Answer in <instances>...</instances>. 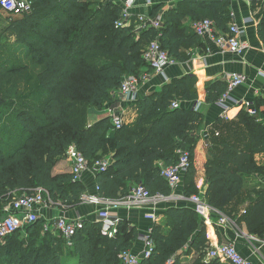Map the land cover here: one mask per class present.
Listing matches in <instances>:
<instances>
[{"label": "trees", "instance_id": "obj_1", "mask_svg": "<svg viewBox=\"0 0 264 264\" xmlns=\"http://www.w3.org/2000/svg\"><path fill=\"white\" fill-rule=\"evenodd\" d=\"M31 1L32 11L9 15L0 32V212L38 188L53 203L80 205L84 184L71 173L55 174L72 146L90 165L110 156L108 171L97 175V192L104 199L123 200L139 185L151 196L169 197L172 190L161 170L176 165L180 151L189 153L191 161L184 175V195H198L196 144L191 134L201 116L194 108L181 106L199 100L195 78L174 80L140 100L135 122L120 130L113 127L111 118L90 125L89 112L102 111L112 103L126 76H140L147 67L143 51L151 42L158 40L175 61H186L184 50L202 40L192 25L183 24L187 16L194 23L210 19L219 31L227 32L232 22L230 0H179L164 12L161 29L139 34L135 19L130 26H116L123 11L114 0ZM163 8H155L152 16ZM257 30L264 43V15ZM11 51L29 58L31 64H19ZM21 72L32 74L35 86L20 96L16 107L3 94L5 85ZM205 92L206 102L216 103L227 94L228 85L213 82ZM174 102L180 106L172 108ZM254 109V116L244 109L237 116L247 131L246 147L223 140L210 151L205 164V201L223 213L242 194L248 176H264V165L256 161V155L264 153V120H259L264 117V99L257 100ZM252 193L256 199L246 210L244 223L249 233L264 236V188ZM163 215L151 229L154 253L141 264H183L186 250L197 254L193 264H221L204 260L208 238L196 210L171 206ZM43 230L44 225L37 222L7 238L23 234L28 244L20 245L19 257L0 258V264H63L67 254L77 264H122L120 254L132 250L140 238L137 228L125 223L118 236L110 239L102 235L100 223L84 221L70 248L60 236L52 235L37 244L36 234ZM6 251L0 244V254Z\"/></svg>", "mask_w": 264, "mask_h": 264}, {"label": "crops", "instance_id": "obj_2", "mask_svg": "<svg viewBox=\"0 0 264 264\" xmlns=\"http://www.w3.org/2000/svg\"><path fill=\"white\" fill-rule=\"evenodd\" d=\"M178 1L139 0L133 11L136 20V32L138 34L141 32L137 16L144 15L152 18V11L163 6L164 8L160 13L155 16H161L163 27L164 12L172 9ZM230 4L232 15L230 24L236 23L245 28V34L241 36L240 40L247 45V48L242 55L229 50H221L211 40L202 39L198 46L184 50L187 56L186 61H176L174 65L168 66L162 73L152 72L147 67L143 68L140 75L147 73L148 79L141 83L136 94L124 98L119 91L114 92L112 103L107 104L102 111L92 109L89 112L88 122L90 125L105 118H112L117 114L124 117L125 124L131 125L137 118L136 104L140 100L155 92H160L174 80L195 78L197 80L195 90L200 94V98L194 103L182 102L181 106L186 108L197 107L201 116L197 130L191 134L195 138L196 165L199 172L197 179L199 194L192 195L191 198L198 196L204 202H206L205 193L207 190L205 164L210 151L217 149V145L223 140L245 148L247 131L239 123L237 116L243 109L248 112L249 106L254 109L257 100L264 99V43L260 40L257 30L264 15V0H258L257 4H255V0H230ZM247 19H250L251 23L244 26L243 22ZM195 23L188 16L183 21L184 25H192V28ZM128 24V26L132 25V21ZM232 74L245 76L244 85L231 91L224 101L208 104L206 102V87L217 81L226 82L228 85V77ZM225 115H228V119L224 118ZM259 120H264V117L261 115ZM256 161L260 166L264 165V153L256 155ZM63 173H71V162L68 159L61 162L55 169V174ZM184 175L171 201H163L155 205L148 204L142 208L121 207L115 211L122 223L128 224L130 228H137L140 233V238L135 242L132 251L141 253L144 248L142 238L149 233L155 224L152 219L148 218L149 215H156L159 221L164 218L165 209L171 206L187 207L196 210L200 215L201 225L205 227L207 232L208 248H214L220 244H234L250 264H264V236L259 233H249L244 223L246 210L256 199L252 192L255 189L264 188V176L261 174L248 176L242 194L223 213L210 206V208L200 210L191 198L186 197L184 195ZM79 181L86 187L83 202L80 205L75 207L64 203H53L48 199V206L41 211L39 220H43L46 226H52L53 221L60 217L98 222L99 208L87 201V197L98 195L97 175L93 171H87ZM222 216L227 217L235 224H221L220 218ZM196 259L197 254L194 252L189 253L188 250L182 252L183 264H193ZM204 260L205 262H212L207 258V255ZM220 263L229 264L227 262Z\"/></svg>", "mask_w": 264, "mask_h": 264}, {"label": "built area", "instance_id": "obj_3", "mask_svg": "<svg viewBox=\"0 0 264 264\" xmlns=\"http://www.w3.org/2000/svg\"><path fill=\"white\" fill-rule=\"evenodd\" d=\"M139 0H114L122 6L121 19L116 23L118 28L129 25L134 16V9ZM33 8L31 0H0V10L13 16H22L30 13ZM139 24V30H147L149 28L161 29L162 18L148 17L139 15L136 17ZM135 19V18H134ZM251 23L250 19L244 20V26ZM195 33L201 39H209L214 42L221 50H229L235 54L242 55L247 48V45L241 42L240 38L245 34V28L236 23L229 25L227 32L219 31L215 23L210 19L198 21L193 27ZM143 60L148 69L152 72L162 73L168 66L174 65L175 60L169 56V53L164 50L158 40L151 42L143 51ZM148 79V74L143 73L140 76H126L123 80L119 92L124 98H129L136 94L142 82ZM228 92L222 97L224 101L228 94L234 89L244 85L246 78L243 75L232 74L228 77ZM180 103L174 102L172 108H177ZM249 106V105H248ZM198 111V108H194ZM228 112V109H226ZM248 112L254 115L255 109L251 106L248 107ZM224 118L228 119V115ZM124 117L121 114L112 116L111 123L113 127L120 130L124 127ZM180 158L176 165L163 167L161 176L169 183L172 190V195L169 197L151 196L148 190L139 185L135 187L131 194L123 200H107L99 195L87 197V201L99 208L98 210V223L101 225V233L103 236L110 239H115L120 230L122 223L121 218L115 213L121 207L129 208H142L148 204H160L163 201H171L174 197V192L182 182V176L189 170L191 166L190 155L187 152H179ZM66 159L71 162V174L74 180L79 181L81 176L87 171H93L96 175L108 171L111 166L110 158L99 159L90 165L89 161L80 153L74 146L70 147L67 151ZM47 197V198H46ZM48 193L38 188L32 194H27L16 199L8 208H5L0 213V242L6 240L10 236L16 234L18 231L23 230L26 226L37 223L40 219V213L48 206ZM50 200V199H49ZM192 202L198 206L200 210L210 208L198 196L191 198ZM51 201V200H50ZM52 202V201H51ZM154 222L158 221V217L154 214L148 216ZM220 223L223 225L235 224L227 217L222 216ZM46 230L54 229L55 232L66 242L68 247L73 246V238L76 234L83 230L84 221L82 219L70 220L65 217L57 218L53 221L52 226H45ZM143 250L141 253H135L132 250L122 252L119 256L122 264H141L143 260H149L155 249V243L151 238V230L142 238ZM207 258L211 261L227 262L229 264H250L238 251L234 244H220L214 248L207 250Z\"/></svg>", "mask_w": 264, "mask_h": 264}, {"label": "rangeland", "instance_id": "obj_4", "mask_svg": "<svg viewBox=\"0 0 264 264\" xmlns=\"http://www.w3.org/2000/svg\"><path fill=\"white\" fill-rule=\"evenodd\" d=\"M13 16V15H10ZM9 17V15L2 10H0V32L2 29L5 28L7 21L6 19ZM10 55L12 57L17 58L19 61V64H23L24 66H28L31 64V61L29 58L25 57L24 55H14L13 51L10 52ZM32 66V65H31ZM34 76L30 73H19L15 78L12 79L10 83H7L4 87V99L7 102H13L14 106L19 107L20 103V96L28 95L33 91V88L35 86L34 83ZM124 123H126V120H124ZM108 155V154H107ZM104 156V158H110V156ZM47 198V197H46ZM1 213V212H0ZM41 225H44V230L39 232V235L36 234L35 239H38L37 244H42L45 239L49 238V235H52L59 239V234L54 231V229L46 230L45 226L46 223L43 222V220L38 221ZM50 239V238H49ZM0 244L6 246L8 248V251L0 254L1 260L4 259H10L12 255H15L16 257H19L20 254V245H24V247H27L28 244V237H26L23 234H19L18 236L12 238V239H6ZM63 264H77L76 259H72V257H69V254H67L63 259Z\"/></svg>", "mask_w": 264, "mask_h": 264}]
</instances>
